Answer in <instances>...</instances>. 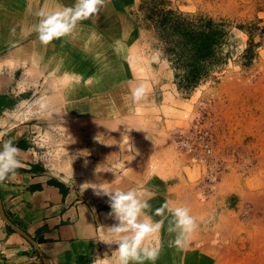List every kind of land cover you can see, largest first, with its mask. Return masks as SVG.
Masks as SVG:
<instances>
[{"label": "rangeland", "instance_id": "374dc122", "mask_svg": "<svg viewBox=\"0 0 264 264\" xmlns=\"http://www.w3.org/2000/svg\"><path fill=\"white\" fill-rule=\"evenodd\" d=\"M74 3L0 0V116L31 125L33 155L95 199L99 249L83 264H104L118 247L100 240L117 223L109 198L92 188L104 182L146 190L156 220L166 201L198 218L183 249L168 246L165 220L155 264H264V0H110L73 35L47 45L22 35L41 9ZM143 5L212 18L222 35L206 64L190 63L181 34L168 36ZM140 83L151 90L134 104ZM196 124L224 163L212 184L204 183L209 165L176 142Z\"/></svg>", "mask_w": 264, "mask_h": 264}, {"label": "crops", "instance_id": "0c3cea01", "mask_svg": "<svg viewBox=\"0 0 264 264\" xmlns=\"http://www.w3.org/2000/svg\"><path fill=\"white\" fill-rule=\"evenodd\" d=\"M12 120L0 116V142L12 140L22 150L24 167L0 184V200L29 238L0 219V264H83L99 249L95 199L72 175L41 163L27 142L31 125Z\"/></svg>", "mask_w": 264, "mask_h": 264}, {"label": "clouds", "instance_id": "9594fccd", "mask_svg": "<svg viewBox=\"0 0 264 264\" xmlns=\"http://www.w3.org/2000/svg\"><path fill=\"white\" fill-rule=\"evenodd\" d=\"M110 0H75L72 6L60 7L56 10L41 9L36 15L38 22L28 30L22 31L27 37L32 32L38 34L42 44H49L55 39L73 35L81 21L94 19L99 12L107 7ZM15 34V29H12ZM150 85L140 83L131 89L130 98L134 104L147 102ZM130 141V140H129ZM129 144L130 150H135ZM24 167L23 152L12 140L0 144V184L5 181H14L18 169ZM99 167L97 172H99ZM92 188L97 195H106L109 198L111 212L109 213L117 223L105 228V235L101 241L118 247L110 259L104 264H155L162 251L160 233L167 220V232L174 234V239L168 241L169 247L186 248L193 234L200 227L198 218L192 214V209L185 204H175L166 201L155 210L156 220L148 213L151 211L149 200L151 197L142 188H111L106 182ZM83 188V185H82ZM87 189V188H85ZM99 264V262H97Z\"/></svg>", "mask_w": 264, "mask_h": 264}, {"label": "trees", "instance_id": "16d2710c", "mask_svg": "<svg viewBox=\"0 0 264 264\" xmlns=\"http://www.w3.org/2000/svg\"><path fill=\"white\" fill-rule=\"evenodd\" d=\"M144 6L146 8V5ZM148 10V17L160 22L163 31H167L168 36L172 37L174 34H181V40L176 42L178 47H182V52L189 55L190 63H194V60L201 58L206 64L208 57L213 54L211 51L214 50V42L222 35L221 29L218 26L215 27L212 18L196 17L190 14L184 15L173 10L165 11L157 6ZM203 71H207L206 68ZM200 75L201 73L197 72L188 82L196 83V79Z\"/></svg>", "mask_w": 264, "mask_h": 264}, {"label": "built area", "instance_id": "2783aa9c", "mask_svg": "<svg viewBox=\"0 0 264 264\" xmlns=\"http://www.w3.org/2000/svg\"><path fill=\"white\" fill-rule=\"evenodd\" d=\"M176 142L182 151L209 165L204 183L215 182L224 170V163L215 157L214 139L210 132L196 124L187 132L180 133Z\"/></svg>", "mask_w": 264, "mask_h": 264}, {"label": "water", "instance_id": "95a60500", "mask_svg": "<svg viewBox=\"0 0 264 264\" xmlns=\"http://www.w3.org/2000/svg\"><path fill=\"white\" fill-rule=\"evenodd\" d=\"M0 144H1V142H0ZM0 212H1V215L3 216V218L6 220V222L13 228V229H15V230H17V231H19V232H21V233H23L24 235H25V233L23 232V231H21L8 217H7V215H6V213H5V210H4V208H3V204H2V202H1V200H0ZM27 238H29V236L28 235H25Z\"/></svg>", "mask_w": 264, "mask_h": 264}, {"label": "bare ground", "instance_id": "6f19581e", "mask_svg": "<svg viewBox=\"0 0 264 264\" xmlns=\"http://www.w3.org/2000/svg\"><path fill=\"white\" fill-rule=\"evenodd\" d=\"M67 77V76H66ZM68 79V78H67Z\"/></svg>", "mask_w": 264, "mask_h": 264}]
</instances>
